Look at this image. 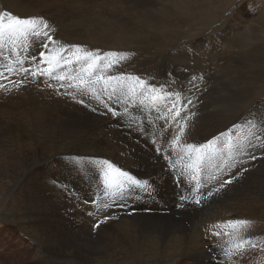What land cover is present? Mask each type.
I'll return each instance as SVG.
<instances>
[{
  "label": "rangeland",
  "instance_id": "obj_1",
  "mask_svg": "<svg viewBox=\"0 0 264 264\" xmlns=\"http://www.w3.org/2000/svg\"><path fill=\"white\" fill-rule=\"evenodd\" d=\"M85 1H87V2L90 1L91 3L88 2V3H90L89 5H91L92 3H94V4L98 3V4L97 5L95 4L96 6L94 4L89 6L88 3ZM97 1L94 2V0H82L80 3H82V2H83V4H84V2L86 3L83 5L85 7H82V6H80L81 4H78V6H77L72 0H69L67 2V5H69L68 6L69 9H68L67 5L65 6L66 0H62V1L61 0L60 1L59 0H56V1L55 0H53V1L52 0H31V1L30 0H12V1L11 0H0V11H2V10L10 11L12 14H14V15L17 14L18 16H20L22 18L37 17V16L43 17L44 19H47V21L49 20L50 24H54V23L56 24V25L55 24L53 25V27L55 29L58 28L53 33L55 38H57L61 42L63 41L62 43L65 42L64 44L81 45V46L85 47V49H87V47H93V45L91 43H89L90 39L88 40V38H89L88 32H86L85 29L90 30V26H93L94 23L98 22V20L100 21V23L101 22L104 23V19L106 18L105 21L107 19L111 20L110 25L108 22L106 23L107 31L110 33V39L107 42H104L105 44L97 46L96 49L101 50V47H102L101 51L104 52L103 50H105V52H107L109 49H110L109 51H111V50L116 51V48H117V51L131 53L132 55H130V58H128L126 60V63H125V61L123 62L122 67L118 69L119 71H121V70L124 71L126 69L125 71H128V73H130V71H131L134 73V75L136 74V75L142 77L143 79L149 81L150 83H158V84L159 83H165L169 79V76L167 77V75L169 73H171L172 77H174L175 81H176L172 85L173 88H179L182 85L186 86L188 88H192L191 85L187 84L188 78L191 75L202 76L203 79L197 81L199 91H197L196 88H192V92L188 93L189 96H191L192 93H195L194 100L198 99V101H199L198 103H195V105L191 108V110L196 112L197 114H199V109L202 106H204V108L206 106L205 110L209 113V115H208L209 118L207 117V120L205 119V117H203L204 118V124H206V123H209L210 121H214L217 119V116L219 114L218 112H220L219 109H220V107H222L223 108V117H224L223 119L225 120V123L223 124L222 130H220V131H218V130L215 131V127L213 125H210V128L208 127L209 131L204 132L201 129L204 128L205 125L203 124L201 117H199V115H196V117H194L192 122H191L192 131H195V133L193 134V132L190 129V133L192 132V134H190V136H194L197 133L199 135V138L197 135H195L197 141L195 140V138H193L190 142H206L208 139L212 138L213 136H216L221 132H225L229 127L231 128V126L234 123L238 124L237 118L241 114V118H242V125L241 126L244 129V131L238 132V130H233L232 137H233V141L235 142V139H234L235 137L236 138L240 137V136L242 137V136L247 134L248 129L245 130V128L247 126L243 125V121H244L245 117H249V113H252L254 115L258 114V113H264V108L258 109L256 107L258 105V103L264 99V63H262L259 59V57H260L259 53L262 51V48L264 47V31H263L264 27L262 26V24H259V23L264 21V16H263L264 15V0H150V1L149 0H137L139 9L137 11H131V12L128 11L127 13H125V16H123L122 19H121V17L116 16L111 12L110 8H111L112 4L113 5L115 4L114 0H111V1L110 0H103V1L100 0L99 2H101V5H99L100 3ZM51 2H52V4H50ZM18 4H20V5H18ZM71 4L75 5V6H73L74 8L72 7ZM154 4L156 6H154ZM2 5L4 8L2 7ZM152 5L154 6V8H151ZM33 6H35V7H33ZM79 6H80V8L82 7L81 11L74 12L76 8H78L76 10H80ZM86 6L87 7L89 6V7L86 9ZM91 7L92 8L94 7L95 9L93 8V10H92ZM71 8H72V11H71ZM65 9H67V10H65ZM107 9H108V11H107ZM96 10H99V14H98V11H96ZM109 10H110V12H109ZM51 11L52 12L54 11V12L52 13ZM91 11H93V12H91ZM33 14H34V16H33ZM87 14H89L90 17H88L89 15H87ZM59 16H60V18H59ZM133 16L135 18H138V19L135 20V18ZM56 17H57V19H55ZM48 18H51V19H48ZM87 18H89V19H87ZM90 18H91V20H90ZM102 18H103V20H102ZM62 19H63V21H62ZM82 19H84V20H82ZM55 21H57V23ZM60 21H61V23H60ZM83 22H85V23H83ZM59 23H60V27H58ZM100 23L98 24V26L100 28L104 27L102 23H101V25H102V27H101ZM113 23H115V24H113ZM76 24H78L77 25L78 27L76 26ZM82 24H83V27H81ZM74 25L76 27L75 29L76 30L78 29L77 33H75L76 31L73 29ZM111 25H113V27ZM128 27H130V29ZM133 27H135L136 32L139 33L138 29L141 30L140 32H143V33H140L142 44L139 46L138 50H135L134 46L136 44L132 41L133 40L132 37H133L135 31L133 33H130V30ZM122 28L128 29L129 32H127V34H124V31ZM72 30L75 32H73ZM67 33H68V36H67ZM74 33L77 34V36L79 35L80 37H82L85 41L87 40L88 42L84 41L83 42L84 44H79L78 40L80 37L79 36L77 37ZM255 33H257V34H255ZM258 33H259V35H258ZM81 34L83 36H81ZM73 35H75V36H73ZM146 35H148V36H146ZM148 37H152V39L154 38L153 42ZM119 39H123V41L120 42ZM88 44H89V46H87ZM116 44H118V45H116ZM130 45H131V47H130ZM114 47H116V48H114ZM120 48H121V50H120ZM29 49L30 50H28V52H25L23 49H20V53L22 55L26 56L28 54H36L39 51L38 47H35V46H32ZM29 51H30V53H29ZM31 51H32V53H31ZM4 54L10 55L11 49L10 48L5 49ZM257 55H259V56H257ZM129 59H130V62H129ZM132 61H133V63H132ZM139 65H140V67H139ZM154 75H156V76H154ZM13 78L15 79L16 77H13ZM40 79H44V78L41 77ZM37 84H38L37 80L36 81H30V82L26 83L27 86L22 87L23 89L20 88L18 90V92H19V94H21L20 92L24 91L25 87L28 88L30 86H35ZM38 86H37V90H39V91H43L46 88L45 85H42V84H39ZM60 90H62V89H60ZM214 90H216V91H214ZM55 91H57V90L55 89ZM18 92L16 90H13V92L0 90V128H1L0 129V264H20L26 260L28 261V258H29V260H31L30 264H32V263L33 264H46V263L48 264L49 262H50L49 264H51V263L53 264L54 262H57V261L59 262V258H61V260H62L61 263L59 262V264H73V262H74V264L76 262H77L76 264H78V263L79 264H89L88 259L92 260L93 261L92 263L95 264L96 259L101 260L102 257H104L105 259H110V258L115 259L118 257V254L121 252H123V254L119 256L120 258L118 259L117 264H143L141 261H147V262L149 261V264H157V263L158 264H160V263L170 264L171 261L174 262L175 264H178V263L179 264H206V263L207 264H222V257H221L222 253L219 249H220L221 245L228 246L230 241H231L230 238L225 240L227 243L225 241H223L224 244L222 242H220V244L217 248L218 252L216 249L214 250L213 248H211V245H209L210 247H207L206 249H205V247H203V249H205V251L199 260H197L193 256L190 257L187 254L182 256L181 255L182 254V251H181L182 248L181 247H183V246L181 245L180 241L188 240L191 236H192V239H194L195 236L193 235V232L196 229L198 231L200 230L201 235H203V233L206 232V228L209 225L229 220L228 218H230V219H240V218L241 219H243V218L249 219L247 217L248 215L246 214L247 213L246 207L248 204L251 203V200L253 199L254 193L252 194V196L250 194H246V193H248L247 189H250L252 187L253 181H255L257 177L260 180H264V171H263L264 170V159L259 158L260 152L258 150L253 149V151L255 152V154L257 156V159L255 161H250L249 159L245 158V155L237 154L238 155L237 156L234 153L233 160L229 161V163H231L233 165V167L225 170L223 178L226 179V178H228V176H227L228 173H231L233 171H237L238 165H243L246 168L248 166L249 169L247 168L248 171L244 172V175L242 174L240 176V179H239L240 181L239 180L234 181V183L232 185H229L228 188L225 189L219 196H213L212 198H210L207 201L202 200L200 205H196L195 203H188V204L186 203L184 205V207L178 206L179 209H181V210H179L177 208L175 209V207H173V206L169 207L168 205L167 206L163 205L164 197L161 198L162 196L160 197L157 194V192H156L157 188L155 187V191L152 192L151 194L143 192V198H142L143 199L142 200L143 205L139 204V207H141L140 211H145V212H143L145 215H151L152 214L154 216V218H149L148 216H145L148 220L150 219V221L152 222L148 225V226L151 225L150 227H148L146 229L144 228L145 230L142 229L143 230L142 232H135L132 225H130L127 228L125 226H123V228H124V230H123V228L120 227V225H123L122 221H121V218H122L121 216L126 215L128 217H134L135 215L139 214L138 213L139 211H138V209L136 210L135 208L133 210L130 208H125L127 210H124V212L121 213L120 210L122 207H120L119 206L120 204H118V205H116L117 208L112 209V211L110 212V213H114V216L111 219L104 221L102 224L100 223L99 227L94 228V225L98 221H103L105 216H108L107 213H109L108 211L110 209H106V210H104V212L97 211L96 205H93V204H91V209H89L90 204L86 205V203H83L82 205H78L76 203V201L74 200V198H70V197H72L71 195H68L70 197H68V196L65 197L66 194H64V198L66 200L65 199L57 200V198L55 197V194H52V195H48L46 197L45 206L48 205V208L45 209V212L44 211L39 212V210L36 209L37 208V198H36L37 195L35 193H32V192L29 195L24 194V190H23L24 189V185H23L24 182H22L23 181V179L21 177L22 175L18 174L19 171L21 170L22 167L24 168V170H29L30 172L26 176V178L27 177L30 178L32 173H35V170L38 171L40 166H38V164H36L35 161L33 162L34 154H33L32 149L30 151L31 154H29L30 161H32L31 164L29 165L28 163H26L27 164V166H26V164L20 163V160L16 154L21 152V150H22L21 146L23 145L22 147L24 150H26V149L28 150V148H31V147L30 146L27 148L25 147L26 145L28 146L27 142L29 140L30 141L35 140V138L36 139L39 138V140L42 143H44V141L40 139L41 138L40 136L46 137V135L52 136V134L54 136H61V135L63 136L66 134H72V136H78L79 137V135L76 132V130L74 129L75 123L68 122V121H61L59 119H52L46 125H43V124H45V122H43V124H41L43 128L41 127V125H35V122L32 118V115H30L31 113L29 111V106H28V105H30V103H32V102L29 103V101H31L30 98H32L31 95H33V93L23 94L25 101L27 98V101L25 102V104L28 106L27 107L28 110H27V108H23V107H25V105L21 103L20 96H19V94H17ZM28 95L30 96V98ZM219 95L222 96V102H221V100H219ZM209 96H211L212 98ZM244 96H245V100L247 99V102L242 109L240 100H243ZM76 97H78V95ZM76 97H75V99H77ZM88 97L89 96H80V99H82V98H83V100L85 99V104L83 105V104L79 103L78 108H81V107H82V109L93 108L94 104H92L91 99L90 98L88 99ZM17 98L19 99V101L16 102ZM28 98H29V100H28ZM1 104L2 105L4 104V105L2 106ZM216 104H217V106H216ZM18 105L19 106L22 105V108L19 107ZM41 105L42 104L37 105L36 107L39 106L37 109L42 110L43 107ZM85 105H87V106H85ZM208 106L211 108L210 109L207 108ZM18 107L21 109V111ZM197 107L199 109H197ZM10 108H11V110H10ZM22 109H25L24 113H23ZM17 110L20 112H18ZM15 112H17V113L15 114ZM134 112L136 113V115H138V112L136 110H134ZM11 114H13V115H11ZM18 114L20 115V117H18ZM51 115L52 116L54 115V117L59 116V114L58 113L56 114V112L52 113ZM109 116H110V114L106 115L104 117V121L108 122L110 120ZM228 117H230V118H228ZM151 118L153 120V123H159L160 127H161V125L163 124V121H156L155 115H152ZM141 120H142V117H141ZM228 120H229V123H228ZM100 123H102V122H100ZM122 123L123 124L126 123L125 125H127V124L131 123V121L128 119H125L124 122L122 121ZM39 126L41 129H39ZM44 126H46V127H44ZM126 127L127 126L124 127L126 133H129L132 136L134 135V136H138V137L147 136L146 134L151 129L150 124H148V123L144 124L143 122L140 124L139 130H136L135 124H133V130L132 131H129V129ZM196 127H198L200 129V130H197V131H199V133L195 130ZM31 128L37 129L38 131L37 130L32 131ZM54 128H56V129H54ZM79 129L84 130L83 126H80ZM43 130L44 131L47 130L48 132L47 131L44 132ZM28 131H29V133H28ZM52 131H54V132L52 133ZM61 131H62V133H61ZM3 132H5L6 134ZM37 133L41 134V135H39V134L37 135L38 138L35 135L32 136V134H37ZM206 133H207V136H204ZM237 133H238V135H237ZM201 136H203V138ZM1 137L2 138L5 137L6 139L5 138L2 139ZM43 137H42V139H43ZM10 138L12 139V142H13V140H16V139H19V141H21V142L19 144L16 142H13V143L9 142V141H11ZM20 138H22V139L20 140ZM79 138L82 139L83 137L80 136ZM55 140L71 144L73 139L72 138H70V139L69 138H63L62 140H60L57 138ZM22 141H25V142H22ZM2 143H3L2 147L4 146V143H6L5 144L6 146L4 147L5 150H3L4 148L3 149L1 148ZM9 143L11 145L12 144H14V145L17 144V145H15V146L12 145L13 146L12 147L11 145L9 146ZM21 143H24V144L26 143V144L24 146V144H21ZM225 143H226L225 139L221 137L220 141L217 144V148L222 147L220 149H223V147L225 146ZM14 147L16 150L11 149ZM6 149L8 152H6ZM2 150H3V152H2ZM12 150H15V151L13 152ZM11 152H13V153H11ZM7 153H9L8 155H10V153H11V157L10 156L8 157L9 159L6 158ZM24 154L25 153L23 152L22 158H23ZM257 154H259V155H257ZM4 157H5V159H4ZM12 158H14V159H12ZM224 158L225 159L227 158L226 151L224 153ZM215 163L220 164L221 161L217 159ZM31 166L34 167V169L33 168L30 169ZM42 167L43 168L45 167V169L47 170L46 164H44ZM206 167L203 170L204 172H206V170H208V169L209 170L207 172H209V171L215 172L216 171L215 168L211 169V167L210 168L208 166H206ZM13 168H15V169H13ZM9 169H11V172L9 171ZM251 170H255V171H252L253 172L252 173ZM204 172H201L202 183L204 182V179L206 178V176L208 174V173H204ZM254 173H256V174H254ZM90 174H93V173H90ZM204 174H206V175H204ZM92 176L94 177V175H92ZM44 177L47 179L48 174H44ZM253 178H255V179H253ZM248 179H249V181H248ZM251 179H253V180H251ZM15 180H16V182H15ZM167 181H168V183H167ZM191 181L193 184V180L191 179V177L188 174H185V183H189ZM90 182L92 183V186H95L99 181L93 178L91 181L89 180V183ZM159 182H160V184H159ZM248 182H251V183H248ZM172 183H174L176 185L175 187L172 186V187H174L175 192H176L178 189L177 184L172 179L164 178V179H161L160 181L157 180V184L160 186V188H166L168 185H170ZM162 184H163V186H162ZM194 184H195V181H194ZM5 185H6V187H4ZM248 185H249V187H248ZM241 186H244V187H241ZM246 187H247V189H246ZM239 189H241V190H239ZM33 192H35V191H33ZM74 192L77 193L76 189H74ZM262 192H263V196H264V187L262 189ZM242 193L245 195H243ZM77 194L79 195V193H77ZM30 195H31V197H32V195H34V198L33 197L31 198ZM179 196H180V194H179ZM179 196L176 195V198L173 199V200H175L174 202L177 205H179V203H180ZM13 197H14V199H13ZM38 197L40 198L39 200L45 199L42 194L40 195V193L38 194ZM190 198H191V196H190ZM229 198H231V199L229 200ZM19 199H21V200H19ZM262 199H264V197H262ZM225 200H226V202H225ZM84 201H86V200L84 199ZM236 201H238V202H236ZM158 202H160V203H158ZM229 202H232V203H229ZM224 203H225V205H224ZM22 204H23V206H22ZM152 204L154 205V207H157V206L161 207V209H159V208L158 209L154 208V209H149V210L146 209L147 207L153 206ZM190 204H192V205H190ZM51 205L52 206L55 205L54 208H50ZM237 205H239V206H237ZM190 206L192 207V209ZM8 207L14 208L13 213H8V215H11V219L6 216V213L4 211V208L7 209ZM56 207L59 209H57ZM28 208H30L31 210H29ZM164 208H168V209H164ZM263 208L264 207H262L261 209L258 210L259 214H264ZM241 209H242V211H241ZM28 210H29V212H28ZM92 210H93V212H92ZM135 210L137 211V213ZM162 210L163 211L165 210V211L163 212ZM182 210L183 211L185 210V212H183ZM224 210L226 213L224 212ZM67 211H68V213H67ZM245 211H246V213H245ZM48 212H50V213L48 214ZM219 212L220 213L223 212L226 214V215L224 214L225 219H224V216L222 214L220 216ZM243 212H244V214H243ZM40 213H41V215H40ZM89 213H91V214H89ZM230 213H233L234 217H236V218L230 217L231 215L233 216V214H230ZM4 214H5V216H4ZM22 214H23V216H22ZM52 214L54 217L52 216ZM156 216H159V217H156ZM226 216H227V219H226ZM99 217H101L102 220H99L100 219ZM160 217H161V219H160ZM221 217H222V219H221ZM60 218H61V220H60ZM68 218H70V220ZM163 219H166L168 223L164 222ZM181 219H182V221H181ZM255 219H256L257 224H255V221L249 219L254 224H253V227L248 230L247 234L251 235L254 243H256L259 247L256 250H250L249 254L242 258V264H264V219L262 220L259 217H255L254 220ZM78 221H79L80 226L82 225L81 227H83V228L85 227V229L83 230L84 232L81 229L79 230V228L76 227V224ZM38 222L40 225H38ZM262 222H263V224L261 225ZM174 223H177L178 226L174 225ZM44 224H46V225H44ZM66 224H67V226H66ZM179 224H181V225H179ZM102 225L104 228L102 227ZM105 225H106V228H105ZM57 226H59V227H57ZM64 228H66V229H64ZM169 228L176 231L177 235L179 234L178 240L172 239L171 233L169 235ZM165 229H167V230H165ZM259 229L261 230V232H259L260 231ZM63 230H65L69 234L63 235V233L61 232ZM89 230L92 232L94 231L92 237H91L92 232L89 233ZM125 230L130 231V234H128L130 236L136 234L140 240H142V236H144L145 234H148V232H149V235H148L149 237L153 236L156 238V240H159L160 242L159 243L153 242L152 245L148 244V246H146V248L142 247L141 248L142 250H138V251L136 249H135V251H127V248H126L125 249L126 252H124V250H123L124 247L120 244V240L119 241H115V240L117 239V236L122 237L125 234ZM73 231H75V232H73ZM100 231H103V232H100ZM99 232L101 235L99 234ZM117 232H119L118 235H117ZM122 232H123V234H122ZM143 232L145 234H143ZM88 234H90V235L88 236ZM72 236H74L73 237L74 239H72ZM41 237H43V238H41ZM49 237L51 239L49 240V243H47L48 245L52 244V245L56 246V239H57L60 242V244L63 246V250H59L56 247L57 250L56 251L53 250V252H52L54 257H48V256L43 257V258L37 257V255H36L38 252L37 249L40 248V246L42 245V242H44V240L45 241L48 240ZM53 238H54V240H53ZM89 238H92V239H89ZM37 239H39L40 241H38ZM93 239H95L96 241L103 240L105 242L106 241H110V242H106V243L100 245V247H97V249H94V250L91 249L92 252H90V248H88L87 246H83V248L79 251L77 248H75L76 244L74 243V241H76L80 244L89 243V245L94 246L95 240H93ZM124 240H125L126 246H131L129 244V242H130L129 238L124 237ZM163 240H165V241H163ZM170 240H172V241L170 242ZM228 241H229V243H228ZM161 242H166V244L163 245ZM167 242H169V243H167ZM71 245L74 246L73 249H76L75 252H77L76 254H73V256L71 253H69V251H66V248L68 246H71ZM107 245H108V248L106 247ZM146 249L148 250V252ZM168 251H169V253H168ZM79 252H83L84 254L79 253ZM177 253L180 254V256ZM150 254H152V255H150ZM112 255H114V256H112ZM169 256H170V258H169ZM248 256H249V258H248ZM172 257H174V258H172ZM44 258L46 259V261ZM47 258H50V259H47ZM53 258H55V259H53ZM154 258L156 259V262L153 261ZM141 259H143V260H141Z\"/></svg>",
  "mask_w": 264,
  "mask_h": 264
},
{
  "label": "snow or ice",
  "instance_id": "obj_2",
  "mask_svg": "<svg viewBox=\"0 0 264 264\" xmlns=\"http://www.w3.org/2000/svg\"><path fill=\"white\" fill-rule=\"evenodd\" d=\"M55 31L43 17L22 18L10 11H0V90L18 91L26 83L43 77L48 87L55 86L62 95H69L73 99L77 95L95 99L99 107H93L91 111L101 116L110 114L116 119L118 127L127 126L129 131L133 130V124L136 130H139L142 122L152 124L151 117L155 115V120L163 121V124L155 133L156 139L152 140V145L158 157L166 161V172L177 187L185 183L186 173L195 181L194 190L189 188L191 198L180 194L179 207H184L186 203L200 205L202 200L219 196L234 181H238L248 171L243 165H238L237 171L228 173V178H223L225 170L233 167L229 161L233 160L234 153L246 155L250 161H255V149L260 152L259 158L264 159V113H249L250 118L244 119L247 134L237 137L235 142L232 132L242 127L236 123L204 143L190 142L191 122L197 115L191 107L199 101L194 100L195 93L191 96L188 93L192 92V88L199 91L197 81L202 80V76L191 75L188 78L187 84L192 88L183 85L173 88L176 81L171 73L165 83H150L138 75L118 71L131 53L102 52L99 49L86 50L81 45H67L55 38ZM32 46L38 47V53L26 56L20 53V49L28 52ZM8 48L11 54L5 55L4 50ZM49 81H54L55 85ZM60 89L64 91L60 92ZM69 89L73 91L69 92ZM78 102L85 104L83 99ZM133 109L138 115H132L130 110ZM125 119L131 123L123 124ZM221 137L226 141L223 149L217 148ZM120 155L123 156L124 152ZM217 159L221 161L220 164L215 163ZM205 166L216 171H209L202 183L201 172ZM64 167L68 175L54 173L49 183L65 194L75 196L72 179L98 180L93 198L84 201L96 205L97 211L110 209L139 191L149 194L155 191V183L150 178H138L131 170L109 158L69 154L64 158ZM89 173H94V177ZM111 218L105 216L104 221ZM104 221H98L94 228ZM252 227L253 222L249 219H229L206 228L209 235L220 239L229 237L231 240L230 245L220 246L222 264H242V258L259 247L247 234Z\"/></svg>",
  "mask_w": 264,
  "mask_h": 264
},
{
  "label": "bare ground",
  "instance_id": "obj_3",
  "mask_svg": "<svg viewBox=\"0 0 264 264\" xmlns=\"http://www.w3.org/2000/svg\"><path fill=\"white\" fill-rule=\"evenodd\" d=\"M12 1V0H11ZM31 1V0H30ZM53 1V0H52ZM56 1V0H55ZM60 1V0H59ZM62 1V0H61ZM69 1V0H68ZM67 0H66V4H65V6L67 5V2H68ZM77 6H78V4H81L80 6H82V7H85V6H83L84 4H86L85 2H87V1H85L84 2V4H83V2L82 3H80L81 1L80 0H72ZM95 1H97V0H94V2ZM100 0H98L97 2H99ZM103 1V0H102ZM111 1V0H110ZM115 1V4L113 5L112 3V5H111V12L114 14V15H116V16H119V17H121V19H122V17L123 16H125V13H127L128 11H137L138 9H139V6H138V3H137V0H114ZM150 1V0H149ZM35 2V1H34ZM33 2V3H34ZM49 2V1H48ZM64 2V1H63ZM62 2V3H63ZM88 2H90V1H88ZM87 2V3H88ZM142 2V1H141ZM11 3V2H10ZM13 3V2H12ZM32 3V2H31ZM55 3V2H54ZM61 3V2H60ZM91 3V2H90ZM90 3H88V5L90 4ZM100 4L99 5H101V2H99ZM105 3V2H104ZM163 3V2H162ZM16 4V3H15ZM28 4V3H27ZM50 4H52V2L50 3ZM59 4V3H58ZM70 4V3H69ZM92 4H94V3H92ZM91 4V5H92ZM96 4V3H95ZM94 4V5H95ZM98 4V3H97ZM96 4V5H97ZM153 4V3H152ZM4 5V4H3ZM3 5H2V7H3ZM11 5V4H10ZM18 5H20V4H18ZM63 5V4H62ZM72 5V4H71ZM70 5V6H71ZM91 5H89V6H91ZM95 5V6H96ZM98 5V6H99ZM105 5V4H104ZM109 5V4H108ZM9 6V5H8ZM37 6V5H36ZM68 6L69 5H67V8H68ZM73 6H75V5H72V7ZM80 6H79V9L80 10H76V9H78V8H76L75 9V11L74 12H76V11H81V8H80ZM88 6V7H89ZM154 6H156L155 4H154ZM154 6L152 5V7L151 8H154ZM6 7V6H5ZM33 7H35V6H33ZM87 6H86V9L88 8ZM100 7V6H99ZM4 8V7H3ZM29 8V7H28ZM74 8V7H73ZM94 8V7H93ZM93 8L91 7V9L93 10ZM129 8V9H128ZM172 8V7H171ZM30 9V8H29ZM28 9V10H29ZM35 9V8H34ZM40 9V8H39ZM69 9V8H68ZM84 9V8H83ZM90 9V10H91ZM95 9V8H94ZM109 9V8H108ZM108 9H107V11H108ZM150 9V8H149ZM2 10V9H1ZM65 10H67V9H65ZM2 11H4V10H2ZM22 11V10H21ZM20 11V12H21ZM43 11V10H42ZM57 11V10H56ZM55 11V12H56ZM71 11H72V8H71ZM70 11V12H71ZM96 11H98V14H99V10H96ZM156 11V10H155ZM169 11V10H168ZM25 12V11H24ZM28 12V11H27ZM52 12V11H51ZM50 12V13H51ZM54 12V11H53ZM52 12V13H53ZM84 12V11H83ZM91 12H93V11H91ZM105 12V11H104ZM109 12H110V10H109ZM29 13V12H28ZM32 13V12H31ZM39 13V12H38ZM44 13V12H43ZM49 13V12H48ZM69 13V12H68ZM111 13V14H112ZM154 13V12H153ZM21 14V13H20ZM42 14V13H41ZM61 14V13H60ZM85 14V13H84ZM92 14V13H91ZM108 14V13H107ZM112 14V15H113ZM17 15V14H16ZM55 15V14H54ZM81 15V14H80ZM87 15H89V14H87ZM104 15V14H103ZM135 15V14H134ZM31 16V15H30ZM33 16H34V14H33ZM56 16V15H55ZM61 16V15H60ZM60 16H59V18H60ZM93 16V15H92ZM99 16V15H98ZM264 16V15H263ZM38 17V16H37ZM49 17V16H48ZM87 17V16H86ZM88 17H90V15L88 16ZM96 17V16H95ZM134 17V16H133ZM140 17V16H139ZM63 18V17H62ZM69 18V17H68ZM81 18V17H80ZM135 18V17H134ZM263 18V17H262ZM48 19H51V18H48ZM55 19H57V17L55 18ZM87 19H89V18H87ZM106 19V18H105ZM105 19H104V23L103 22H101L102 24H103V26L104 27H102V25H101V23H100V21L98 20V22H96V23H94V25L93 26H90V30H87V29H85L86 30V32H88V36H89V38H88V40L90 39V42L89 43H91L92 45H93V47H87V49L86 50H96V48H97V46H100V45H103V44H105L104 42H107L109 39H110V33L107 31V26H106V23L108 22L109 23V25H110V22H111V20H109V19H107L106 21H105ZM136 19H138V18H135V20ZM47 20V19H46ZM80 20V19H79ZM82 20H84V19H82ZM81 20V21H82ZM90 20H91V18H90ZM102 20H103V18H102ZM140 20V19H139ZM263 20V19H262ZM62 21H63V19H62ZM78 21V20H77ZM97 21V20H96ZM120 21V20H119ZM122 21V20H121ZM48 22H49V20H48ZM56 23H57V21H55ZM136 22V21H135ZM60 23H61V21H60ZM60 23H59V26L58 27H60ZM65 23V22H64ZM79 23V22H78ZM83 23H85V22H83ZM93 23V22H92ZM100 23V26L102 27V28H100L99 26H98V24ZM121 23V22H120ZM55 24V23H54ZM54 24H50V25H54ZM113 24H115V23H113ZM131 24V23H130ZM259 24H262V26L264 27V21L263 22H261V23H259ZM56 25V24H55ZM71 25V24H70ZM78 24H76V26H77ZM112 27H113V25H111ZM150 26V25H149ZM260 26V25H259ZM78 27V26H77ZM81 27H83V24H82V26ZM93 27V28H92ZM109 27V26H108ZM70 28V27H69ZM76 27H75V25H74V30L76 31H73V32H75V33H77L78 31V29L76 30L75 29ZM80 28V27H79ZM129 29H130V27H128ZM139 28V27H138ZM56 29H58V28H56ZM82 29V28H81ZM84 29V28H83ZM113 29V28H112ZM123 29V31H124V34H127V32H129V30L128 29H125V28H122ZM142 29V28H141ZM80 30V29H79ZM116 30V29H115ZM118 30V29H117ZM139 30V33L138 32H136L135 31V27H133L131 30H130V33H133L134 31V35H133V37H132V41L136 44L134 47H135V50H138V48H139V46L142 44V42H141V34L140 33H143V32H140L141 30L140 29H138ZM147 30V29H146ZM186 30V29H185ZM71 31V32H72ZM263 31H264V29H263ZM262 31V32H263ZM69 32V31H68ZM74 33V34H75ZM58 34V33H57ZM83 34V33H82ZM81 34V36H83ZM86 34V33H85ZM255 34H257V33H255ZM76 36H77V34H75ZM75 35H73V36H75ZM149 35V34H148ZM148 35H146V36H148ZM151 35V34H150ZM258 35H259V33H258ZM67 36H68V33H67ZM79 36V35H78ZM77 36V37H78ZM85 36V35H84ZM152 36V35H151ZM80 37V36H79ZM86 37V36H85ZM131 37V36H130ZM74 38V37H73ZM149 39H151L152 40V42H153V39H152V37H148ZM64 39V38H63ZM72 39V38H71ZM125 39V38H124ZM227 39V38H226ZM144 40V39H143ZM150 40V41H151ZM209 40V39H208ZM65 41V40H64ZM85 40L82 38V37H80L79 38V40H78V43L79 44H84L83 42H84ZM87 41V40H86ZM85 41V42H86ZM119 41L121 42V41H123V39H119ZM128 41V40H127ZM145 41V40H144ZM63 42V41H62ZM88 42V41H87ZM93 42V43H92ZM65 43V42H64ZM72 43V42H71ZM109 43V42H108ZM125 43V42H124ZM86 44V43H85ZM90 44V45H91ZM113 45V44H112ZM116 45H118V44H116ZM115 45V46H116ZM126 45V44H125ZM133 45V44H132ZM87 46H89V44L87 45ZM123 46V45H122ZM121 46V47H122ZM127 46V45H126ZM113 47V46H112ZM130 47H131V45H130ZM107 48V47H106ZM105 48V49H106ZM114 48H116V47H114ZM125 48V47H124ZM127 48V47H126ZM123 49V48H122ZM159 49V48H158ZM30 50V49H29ZM101 50H102V47H101ZM108 50V49H107ZM110 50V49H109ZM108 50V51H109ZM120 50H121V48H120ZM104 52H105V50H103ZM112 51V50H111ZM116 51H117V48H116ZM218 51V50H217ZM119 52H122V51H119ZM220 52V51H219ZM29 53H30V51H29ZM31 53H32V51H31ZM135 53V52H134ZM165 54V53H164ZM136 55V54H135ZM259 55H260V57H259V59H260V61L262 62V63H264V47L262 48V51L259 53ZM259 55H257V56H259ZM138 56V55H137ZM130 58V57H129ZM258 58V57H257ZM135 59V58H134ZM257 60V59H256ZM129 62H130V59H129ZM125 63H126V61H125ZM132 63H133V61H132ZM227 63V62H226ZM123 64V63H122ZM122 64H121V66H120V68L122 67ZM179 65V64H178ZM127 66V65H126ZM139 67H140V65H139ZM138 67V68H139ZM142 67V66H141ZM127 68V67H126ZM258 68V67H257ZM263 69V68H262ZM126 70V69H125ZM123 71V70H121V71H123V72H127L128 73V71ZM129 70V69H128ZM119 71V70H118ZM186 71V70H185ZM138 72V71H137ZM200 73V72H199ZM211 73V72H210ZM130 74H134L133 72H131L130 71ZM149 74V73H148ZM167 74V73H166ZM136 75V74H135ZM164 75V74H163ZM178 75V74H177ZM199 75V74H198ZM261 75V74H260ZM259 75V76H260ZM154 76H156V75H154ZM204 76V75H203ZM222 76V75H221ZM167 77H168V75H167ZM166 77V78H167ZM142 78V77H141ZM150 78V77H149ZM153 79V78H152ZM168 79V78H167ZM157 80V79H156ZM36 81V80H35ZM159 81V80H158ZM161 81V80H160ZM37 85H35V86H30V87H28V88H24L25 90L24 91H21L20 93L21 94H19V92L17 93V94H19V96H20V100H21V103L22 104H24L25 105V107H23V108H27L28 106H29V111H30V115H32V118H33V120H34V122H35V125H41V124H43V122H45V124H43V125H46V124H48L52 119H59V120H61V121H68V122H72V123H75V130H76V132L78 133V135H79V137L80 136H82L83 138L81 139V138H79L78 136H72V134H66V135H61V136H54L53 134H52V136H49V135H46V137H43V136H40L41 138V140H43L44 141V143H42L40 140H39V138H38V134L39 133H37V134H32V136L33 135H35V136H37V138L38 139H36L35 138V140H29L28 142H27V144H28V146L26 145L25 146V144L24 143H21V144H24V146L27 148V147H31V148H28V150L26 149V150H24L23 149V145L21 146V148H22V150H21V152H19L18 154H16L17 156H18V158H19V160H20V163H22V164H26V163H28L29 165L31 164V162L32 161H30V158H29V154H31L30 153V151H31V149L33 150V154H34V156H33V162L35 161V163L36 164H38V166H40V168L38 169V171H36L35 170V173H32V175L30 176V178L29 177H27L26 178V176L29 174V170H24V168L22 167L21 168V170L19 171V175H22L21 177H22V179H23V181L22 182H24V194L25 195H29L31 192L32 193H35L37 196H36V198H37V208L36 209H38L39 210V212L41 211V212H45V209H47L48 208V205L47 206H45V202H46V197L48 196V195H52V194H55V197L57 198V200H63V199H65L64 198V192L63 191H61L60 189H58V188H54L53 186H52V184H50L49 183V178L54 174V173H56V174H60V173H63L64 175H68V173H67V171H66V169H65V167H64V158L67 156V155H69V154H80V155H82V156H92V157H103V158H109V159H111L114 163H117L119 166H122V167H124L125 169H127V170H131L132 171V173H134L135 175H138V178H142V179H151L154 183H155V187L157 188V194L161 197V198H163L164 197V201H163V205H165V206H169V207H171V206H173V207H175V209L177 208V209H179V207H178V205L177 204H175V200H173L174 198H176V195H178L179 196V194H181V193H183L184 195H190V193H189V188H193V186H194V180H193V184H192V181L191 182H189V183H184V184H182L180 187H177L178 189H177V191L175 192V189H174V187L176 186L174 183H172V184H170V185H168L166 188H160V186L157 184V180H161V179H159V177L160 176H163L164 178H169V179H172L171 178V176L166 172V170H165V165H166V161L164 160V159H161V158H159L158 157V155L155 153V151H154V148H153V145H152V140H154V139H156V136H155V133H157L159 130H160V124L159 123H152V124H150V127H151V129L149 130V132L146 134L147 136H141V137H138V136H132L131 134H129V133H126L125 132V128L123 127V128H120V127H118L117 126V123H116V119L114 118V117H112L111 115L109 116L110 117V120L107 122V121H104V117L106 116V115H104V116H101V115H98L97 113H94L93 111H91V109H82V107L81 108H78L79 107V99H80V95H78V97H76L77 99H73L71 96H69V95H62V94H60V93H58L57 91H55V89H56V87L55 86H53V87H48V84L47 83H44V79H37ZM48 83H52L53 85H55V82L54 81H49ZM39 84H42V85H45V89L43 90V91H39V90H37V86L39 85ZM27 86V85H26ZM39 87V86H38ZM41 88V87H40ZM202 88V87H201ZM23 89V88H22ZM21 89V90H22ZM39 89V88H38ZM243 89V88H242ZM64 90L62 89V90H60V92H63ZM69 92H71V91H73L72 89H69L68 90ZM214 91H216V90H214ZM13 92V91H12ZM30 93H33V95H31L32 96V98H30V96H29V98L31 99V101H29V103L30 102H32V103H30V105H26L25 104V102L27 101V98H26V101H25V98H24V96H23V94H30ZM16 94V95H17ZM213 95V94H212ZM233 96V95H232ZM27 97V96H26ZM209 97H211V96H209ZM29 98H28V100H29ZM212 98V97H211ZM210 98V99H211ZM233 98V97H232ZM231 98V99H232ZM2 99V98H1ZM83 99V98H82ZM88 99H89V97H88ZM250 99V98H249ZM248 99V100H249ZM207 100V99H206ZM219 100H221V102H222V96L221 95H219ZM17 101H19V99L17 98V100H16V102ZM84 101H85V99H84ZM91 101H92V104H94V106L93 107H99V105H98V102L95 100V99H91ZM6 102V101H5ZM89 102V101H88ZM232 102V101H231ZM246 102H247V99L245 100V96H244V99L243 100H240V103H241V107H242V109H243V107L245 106V104H246ZM3 103V102H2ZM9 103V102H8ZM206 103V102H205ZM204 103V104H205ZM236 103V102H235ZM6 104V103H5ZM17 104V103H16ZM40 104H42L41 106L43 107V109L42 110H39V109H37L38 107H36L37 105H40ZM223 104V103H222ZM237 104V103H236ZM2 105V104H1ZM4 105V104H3ZM2 105V106H3ZM84 105V104H83ZM195 105V104H194ZM206 105V104H205ZM19 106V105H18ZM214 106V105H213ZM216 106H217V104H216ZM19 107H21L22 108V105H20ZM18 107V108H19ZM41 107V108H42ZM193 107V106H192ZM191 107V108H192ZM254 107V106H253ZM252 107V108H253ZM258 109L259 108H264V99L263 100H261L259 103H258V105L256 106ZM3 108V107H2ZM12 108V107H11ZM11 108H10V110H11ZM90 108V107H89ZM205 108H206V106H205ZM205 108H204V106H202L200 109L197 107V109H199V114H197V115H199V117H201V120H202V122H203V124H204V118L203 117H205V119L207 120V117H208V115H209V113L205 110ZM207 108H211V107H207ZM5 109V108H4ZM20 109V108H19ZM208 109V110H209ZM2 110V109H1ZM7 110V109H6ZM23 110V113H24V110L25 109H22ZM27 110H28V108H27ZM26 110V111H27ZM102 110V109H101ZM194 110V109H193ZM216 110V109H215ZM233 110V109H232ZM255 110V109H254ZM18 111V110H17ZM20 111H21V109H20ZM20 111H18V112H20ZM131 112H132V115L133 116H135L136 115V113L134 112V110H130ZM214 111V110H213ZM219 111L220 112H218L219 114H218V116H217V119L216 120H214V121H210L209 123H206V124H204L205 126H204V128H202L201 130L202 131H204V132H208L209 131V128H210V125H213L214 127H215V131L216 130H218V131H220V130H222V127H223V124L225 123V120L223 119L224 117H223V108L222 107H220V109H219ZM28 112V111H27ZM56 112V114L58 113L59 114V116L58 117H54V115L52 116L51 114L52 113H55ZM215 112V111H214ZM232 112V111H231ZM12 113V112H11ZM17 112H15V114H16ZM26 113V112H25ZM21 114V113H20ZM27 114V113H26ZM25 114V115H26ZM212 114V113H211ZM231 114V113H230ZM11 115H13V114H11ZM254 115V114H253ZM27 116V115H26ZM228 116V115H227ZM245 116V115H244ZM18 117H20V115L18 114ZM7 118V117H6ZM209 118V117H208ZM228 118H230V117H228ZM248 118H250V117H248ZM10 119V118H9ZM199 119V118H198ZM238 124H240V125H242V118H241V114L238 116ZM234 120V119H233ZM32 122V121H31ZM100 122H102V123H100ZM124 122V121H123ZM228 123H229V120H228ZM108 124V125H107ZM126 124V123H125ZM145 124V123H144ZM202 124V125H203ZM201 125V126H202ZM243 125H244V121H243ZM33 126V125H32ZM51 126V125H50ZM68 126V125H67ZM80 126H83V129L84 130H81V129H79L80 128ZM225 126V125H224ZM30 127V126H29ZM41 127H42V125H41ZM44 127H46V126H44ZM56 127V126H55ZM74 127V126H73ZM108 127V128H107ZM209 127V128H208ZM10 128V127H9ZM20 128V127H19ZM36 128V127H35ZM43 128V127H42ZM61 128V127H60ZM70 128V127H69ZM126 128H128V127H126ZM230 128V127H229ZM228 128V129H229ZM1 129V128H0ZM32 129V128H31ZM30 129V130H31ZM39 129H41L40 128V126H39ZM48 129V128H47ZM54 129H56V128H54ZM33 130H37V129H32V131ZM195 130L197 131V130H200L198 127H196L195 128ZM245 130H247V127L245 128ZM25 131V130H24ZM38 131V130H37ZM44 131V130H43ZM47 131V130H46ZM46 131H44V132H46ZM51 131V130H50ZM191 131H192V127H191ZM213 131V130H212ZM239 131H244V129L241 127L240 129H238V132ZM2 132V131H1ZM7 132V131H6ZM35 132V131H34ZM48 132V131H47ZM54 131H52V133H53ZM58 132V131H57ZM56 132V133H57ZM128 132V131H127ZM193 132V134L195 133V131H192ZM192 132L190 133V134H192ZM198 133H199V131H197ZM3 133H5V132H3ZM28 133H29V131H28ZM33 133V132H32ZM60 133V132H59ZM61 133H62V131H61ZM60 133V134H61ZM74 133V132H73ZM203 133V132H202ZM6 134V133H5ZM58 134V133H57ZM216 134V133H215ZM3 135V134H2ZM27 135V134H26ZM31 135V134H30ZM39 135H41V134H39ZM195 135H197L198 136V138H199V135L196 133ZM194 135V136H195ZM237 135H238V133H237ZM241 135V134H240ZM25 136V135H24ZM194 136H190V141L193 139V138H195V140L197 141V139H196V136L194 137ZM204 136H207V133L204 135ZM9 137V136H8ZM30 137V136H29ZM42 137H43V139H42ZM202 138H203V136H201ZM241 137V136H240ZM2 138V137H1ZM3 138H5V137H3ZM2 138V139H3ZM23 138V137H22ZM22 138H20V140L22 139ZM32 138V137H31ZM60 139V140H62L63 138H72L73 140H72V142H71V144H68V143H66V142H62V141H56L55 139ZM223 138V137H222ZM6 139V138H5ZM4 139V140H5ZM11 139V138H10ZM33 139V138H32ZM234 139H236V137L234 138ZM54 140V141H53ZM2 141V140H1ZM6 142V141H5ZM9 142H12V139H11V141H9ZM13 142H16V143H20L21 141H19V139H16V140H13ZM12 142V143H13ZM22 142H25V141H22ZM194 143H197V144H200V143H204V142H194ZM6 143H4V146L2 147V145H3V143L1 144V148L3 149L6 145H5ZM20 144V145H21ZM11 144L9 143V146H10ZM13 146H15V145H17V144H12ZM11 145V146H12ZM12 146V147H13ZM17 147V146H16ZM24 147V148H25ZM225 147V146H224ZM223 147V148H224ZM8 148V147H7ZM20 148V149H21ZM220 148H222V147H220ZM10 149V148H9ZM11 149H15V147L14 148H11ZM3 150H5V148L3 149ZM3 150H2V152H3ZM16 150V149H15ZM15 150H12L13 152L15 151ZM6 152H8L7 151V149H6ZM5 152V153H6ZM13 152H11V153H13ZM25 153L24 155H23V158L26 160H24L23 158H22V153ZM121 152H124V155L122 156V155H120V153ZM4 153V154H5ZM11 153H10V155H8L9 153H7L6 154V158H8L9 156L11 157ZM8 155V156H7ZM235 155H237V154H235ZM257 155H259V154H257ZM16 156V157H17ZM238 156V155H237ZM259 157V156H258ZM245 158H247V156L245 155ZM4 159H5V157H4ZM9 159V158H8ZM11 159V158H10ZM12 159H14V158H12ZM173 159H175V156H173ZM248 159V158H247ZM18 160V159H17ZM18 160V161H19ZM23 160V161H22ZM219 160V159H218ZM5 161V160H4ZM216 162V161H215ZM246 163V162H245ZM5 164V163H4ZM44 164H46V168H47V170L45 169V167L43 168L42 166L44 165ZM35 165V164H34ZM238 165V164H237ZM248 165V164H247ZM24 166V165H23ZM26 166H27V164H26ZM206 167V166H205ZM209 168H210V166H208ZM34 169V167H32L31 166V168L30 169ZM36 168V167H35ZM207 168V167H206ZM247 168H248V166H247ZM13 169H15V168H13ZM12 169V170H13ZM211 169H213V168H211ZM249 169V168H248ZM253 169V168H252ZM255 169V168H254ZM209 170V169H208ZM208 170H206V172H204V171H202V172H204V173H208L207 171ZM9 171L11 172V169H9ZM252 171H255V170H251V172ZM264 171V170H263ZM34 172V171H33ZM53 172V173H52ZM250 173V172H249ZM253 173V172H252ZM258 173V172H257ZM44 174H48V177H47V179L44 177ZM187 174V173H186ZM254 174H256V173H254ZM89 175L90 176H92V175H94V173L93 174H90L89 173ZM204 175H206V174H204ZM243 175H244V173H243ZM248 175V174H247ZM246 175V176H247ZM250 175V174H249ZM11 176V175H10ZM257 176V175H256ZM259 176V175H258ZM3 177V176H2ZM1 177V178H2ZM20 177V176H19ZM260 177V176H259ZM163 178V179H164ZM189 178V177H188ZM248 178V177H247ZM240 179V178H239ZM244 179V178H243ZM253 179H255V178H253ZM253 179H251V180H253ZM91 181V180H90ZM240 181V180H239ZM243 181V180H242ZM248 181H249V179H248ZM15 182H16V180H15ZM244 182V181H243ZM6 183V182H5ZM97 183V182H96ZM167 183H168V181H167ZM248 183H251V182H248ZM247 183V184H248ZM15 184V183H14ZM159 184H160V182H159ZM22 185V186H23ZM33 186V187H32ZM71 186H72V188L73 189H76V191H77V193H79V195L76 193V195L75 196H73V195H71L72 197H70V196H68V194H66L65 195V197L66 196H68V197H70V198H74V200L76 201V203L78 204V205H82L84 202V199L85 200H91L92 198H93V196H94V194L96 193V185L95 186H92V183L90 182L89 183V181H85V180H82V179H80L79 177H76L75 179H72L71 180ZM162 186H163V184H162ZM172 186H174V187H172ZM4 187H6V185L4 186ZM11 187V186H10ZM31 187V188H30ZM241 187H244V186H241ZM248 187H249V185H248ZM263 187H264V180H260L258 177L256 178V180L255 181H253V185H252V187L250 188V189H247V187H246V189H247V192L248 193H246V194H250L251 196H252V194L254 193V196H253V199L251 200V203L250 204H248L247 205V207H246V210H247V213H246V211H245V213L248 215H246L250 220H253V221H255V224H257V222H256V219L254 220V218L255 217H259V218H261L262 220L264 219V214H259L258 213V210L259 209H261L262 207H264V199H262V197H264L263 196V192H262V189H263ZM12 189V188H11ZM244 189V188H243ZM8 190V189H7ZM22 190V191H23ZM193 190H194V188H193ZM234 190V189H233ZM239 190H241V189H239ZM33 191H35V192H33ZM48 192V193H47ZM143 192L144 191H139L138 192V194H134V195H132L131 197H128L126 200H124L122 203H120V207H122L121 208V210H120V212L121 213H123L124 212V210H127V209H125V208H130V209H138V215H135L134 217H128V216H121L122 218H121V221H122V224L123 225H120V227H122L123 228V226H125L126 228L128 227V226H130V225H132V227H133V229L135 230V232H142L143 230L142 229H146V228H148V227H150V226H148L150 223H152L151 221H150V219L148 220L145 216H148L149 218H154V216L151 214V215H145L143 212H145V211H140L141 209V207H139V204H141V205H143L142 203H143ZM241 192V191H240ZM40 193V195L42 194L43 195V197L45 198V199H42V200H39L40 198L38 197V194ZM179 193V194H178ZM16 194V193H15ZM154 194V193H153ZM156 194V193H155ZM156 194V195H157ZM243 194V193H242ZM23 195V194H22ZM243 195H245V194H243ZM15 196V195H14ZM238 196V195H237ZM18 197V196H17ZM16 197V198H17ZM30 197H31V195H30ZM32 197L34 198V195H32ZM31 197V198H32ZM77 197H79V198H77ZM146 197V196H145ZM24 198V197H23ZM42 198V197H41ZM13 199H14V197H13ZM18 199V198H17ZM49 199V198H48ZM146 199V198H145ZM178 199V198H177ZM231 198H229V200H230ZM19 200H21V199H19ZM32 200V199H31ZM30 200V201H31ZM66 200V199H65ZM27 201V200H26ZM29 201V200H28ZM154 201V200H153ZM155 202V201H154ZM225 202H226V200H225ZM236 202H238V201H236ZM241 202V201H240ZM244 202V201H243ZM15 203V202H14ZM20 203V202H19ZM32 203V202H31ZM67 203V202H66ZM158 203H160V202H158ZM229 203H232V202H229ZM54 204V203H53ZM188 204V203H187ZM57 205V204H56ZM65 205V204H64ZM87 205V204H86ZM153 205V204H152ZM190 205H192V204H190ZM224 205H225V203H224ZM230 205V204H229ZM236 205V204H235ZM244 205V204H243ZM12 206V205H11ZM20 206V205H19ZM22 206H23V204H22ZM31 206V205H30ZM34 206V205H33ZM54 206L55 205H51V207L50 208H54ZM161 206V205H160ZM187 206V205H186ZM231 206V205H230ZM237 206H239V205H237ZM236 206V207H237ZM245 206V205H244ZM26 207V206H25ZM29 207V206H28ZM60 207V206H59ZM188 207V206H187ZM191 207V206H190ZM211 207V206H210ZM226 207V206H225ZM23 208V207H22ZM33 208V207H32ZM57 208V207H56ZM117 208V206L115 205V206H112V208H110V210L108 211L109 213H107L108 214V216H110V217H113L114 216V213H110L111 211H112V209H116ZM154 208H156V209H161V207H154V205L153 206H151V207H147L146 209H154ZM196 208V207H195ZM233 208V207H232ZM239 208V207H238ZM3 209V208H2ZM13 207H8L7 209H5L4 208V211H5V213H6V216L8 217V218H10L11 219V215H8V213H13ZM29 210H31L30 208H28ZM57 209H59V208H57ZM89 209H91V204H90V207H89ZM145 209V210H146ZM164 209H168V208H164ZM191 209H192V207H191ZM194 209V208H193ZM223 209V208H222ZM234 209V208H233ZM264 209V208H263ZM17 210V209H16ZM19 210V209H18ZM27 210V209H26ZM29 210H28V212H29ZM35 210V209H34ZM37 210V211H38ZM52 210V209H51ZM95 210V209H94ZM135 210V211H136ZM170 210V209H169ZM179 210H181V209H179ZM189 210V209H188ZM197 210V209H196ZM195 210V211H196ZM226 210V209H225ZM225 210H224V212H225ZM3 211V212H4ZM36 211V210H35ZM48 211V210H47ZM63 211V210H62ZM131 211V210H130ZM163 211V210H162ZM165 211V210H164ZM163 211V212H164ZM183 211V210H182ZM200 211V210H199ZM215 211V210H214ZM223 211V210H222ZM229 211V210H228ZM234 211V210H233ZM241 211H242V209H241ZM34 212V211H33ZM92 212H93V210H92ZM102 212H104V211H102ZM183 212H185V210L183 211ZM187 212V211H186ZM201 212V211H200ZM231 212V211H230ZM20 213V212H19ZM22 213V212H21ZM50 212H48V214H49ZM60 213V212H59ZM67 213H68V211H67ZM100 213V212H99ZM136 213H137V211H136ZM171 213V212H170ZM176 213V212H175ZM226 213V212H225ZM225 213H220L219 212V214H220V216H221V214L224 216V214ZM234 213V212H233ZM233 213H230V214H233ZM45 214V213H44ZM164 214V213H163ZM173 214V213H172ZM183 214V213H182ZM216 214V213H215ZM235 214V213H234ZM234 214H233V216L231 215L230 217H234ZM243 214H244V212H243ZM33 215V214H32ZM35 215V214H34ZM40 215H41V213H40ZM64 215V214H63ZM62 215V216H63ZM98 215V214H97ZM100 215V214H99ZM106 215V214H105ZM121 215V214H120ZM226 215V214H225ZM229 215V214H228ZM4 216H5V214H4ZM22 216H23V214H22ZM36 216V215H35ZM47 216V215H46ZM52 216H53V214H52ZM215 216V215H214ZM240 216V215H239ZM54 217V216H53ZM65 217V216H64ZM97 217V216H96ZM117 217V216H116ZM156 217H159V216H156ZM189 217V216H188ZM241 217V216H240ZM239 217V218H240ZM23 218V217H22ZM100 219L99 220H102L101 219V217H99ZM234 218H236V217H234ZM6 219V218H5ZM9 219V220H10ZM63 219V218H62ZM69 220H70V218H68ZM160 219H161V217H160ZM221 219H222V217H221ZM224 219H225V216H224ZM223 219V220H224ZM226 219H227V216H226ZM228 219H230V218H228ZM241 219V218H240ZM243 219H245V218H243ZM7 220V219H6ZM60 220H61V218H60ZM59 220V221H60ZM65 220V219H64ZM180 220V219H179ZM216 220V219H215ZM29 221V220H28ZM37 221V220H36ZM39 221V220H38ZM98 221V220H97ZM104 221V220H103ZM163 221L164 222H166V223H168L167 222V220L166 219H163ZM181 221H182V219H181ZM187 221V220H186ZM195 221V220H194ZM217 221V220H216ZM16 222V221H15ZM67 222V221H66ZM73 222V221H72ZM37 223V222H36ZM60 223V222H59ZM201 223V222H200ZM23 224V223H22ZM102 224V223H101ZM117 224V223H116ZM194 224V223H193ZM254 224V223H253ZM263 224V222L261 223V225ZM36 225V224H35ZM38 225H40L39 224V222H38ZM37 225V226H38ZM44 225H46V224H44ZM61 225V224H60ZM70 225V224H69ZM174 225H177L178 226V224L177 223H174ZM179 225H181V224H179ZM66 226H67V224H66ZM71 226V225H70ZM82 226V225H81ZM80 226V224H79V221L77 222V224H76V227L77 228H79V230L81 229L82 231L85 229V227L83 228V227H81ZM161 226V225H160ZM188 226V225H187ZM57 227H59V226H57ZM90 227V226H89ZM102 227H103V225H102ZM101 227V228H102ZM184 227V226H183ZM72 228V227H71ZM104 228V227H103ZM105 228H106V225H105ZM125 228V229H126ZM156 228V227H155ZM162 228V227H161ZM165 228V227H164ZM52 229V228H51ZM54 229V228H53ZM60 229V228H59ZM64 229H66V228H64ZM118 229V228H117ZM121 229V228H120ZM144 229V230H145ZM254 229V228H253ZM22 230V229H21ZM46 230V229H45ZM96 230V229H95ZM103 230V229H102ZM108 230V229H107ZM123 230H124V228H123ZM129 230V229H128ZM165 230H167V229H165ZM188 230V229H187ZM204 230V229H203ZM256 230V229H255ZM260 230V229H259ZM49 231V230H48ZM76 231V230H75ZM75 231H73V232H75ZM186 231V230H185ZM39 232V231H38ZM62 233H63V235H66V234H69L68 232H66L65 230H63V231H61ZM84 232V231H83ZM92 231H90L89 230V233H91ZM96 232V231H95ZM100 232H103V231H100ZM100 232H99V234H100ZM105 232V231H104ZM145 232V231H144ZM143 232V234H145ZM166 232V231H165ZM203 232V231H202ZM259 232H261V230L259 231ZM32 233V232H31ZM72 233V232H71ZM88 233V232H87ZM93 233H94V231L92 232V234H91V237H92V235H93ZM118 233L119 232H117V235H118ZM170 233H171V235H172V239H174V240H178L179 239V234L177 235L176 234V231H174L173 229H171V228H169V235H170ZM98 234V233H97ZM122 234H123V232H122ZM128 234H130V231H127V230H125V234L121 237V236H117V239L115 240V241H119L120 240V244L124 247V252H126V248H127V251H135V249L138 251V250H142L141 248L143 247H145L146 248V246H148V244H151L152 245V243L153 242H156V243H159L160 241L159 240H156V238L155 237H149L148 235H149V232H148V234H145L144 236H142V240H140L138 237H137V235L136 234H134V235H132V236H130V235H128ZM160 234V233H159ZM34 235V234H33ZM62 235V236H63ZM76 235V234H75ZM90 234H88V236H89ZM101 235V234H100ZM193 235L195 236L194 237V239H192V236L188 239V240H183V241H180L181 242V245L183 246V247H181L182 248V256L183 255H189L190 257L191 256H193V257H195L197 260H199L200 258H201V256L203 255V253H204V251H205V249L207 248V247H210L209 245H211V248H213L214 250L216 249L217 250V248H218V246H219V244H220V242H222L223 244H224V242L223 241H225V240H227V239H229V237H224L223 239H220V238H217V237H214V236H212V235H209L207 232H204L203 233V235H201V233H200V230L198 231L197 229L193 232ZM59 236V235H58ZM61 236V235H60ZM54 237V236H53ZM65 237V236H64ZM74 236H72V239H74L73 238ZM124 237L125 238H129L130 239V242H129V244L131 245V246H126L125 245V240H124ZM188 237V236H187ZM41 238H43V237H41ZM51 238L49 237L48 238V240H44V242H42V245L40 246V248H38L37 250H38V252H37V257H39V258H43V257H46V256H48V257H54V255L52 254V252H53V250L54 251H56L57 249H59V250H63V246L60 244V242L56 239V246L55 245H52V244H47V243H49V240H50ZM89 239H92V238H89ZM38 241H40L39 239H37ZM43 240V239H42ZM53 240H54V238H53ZM93 240H95V239H93ZM52 241V240H51ZM68 241V240H67ZM71 241V240H70ZM163 241H165V240H163ZM167 241V240H166ZM172 240H170V242H171ZM106 242H110V241H106ZM105 241H103V240H98V241H96L95 240V245L94 246H92V245H89V243H86V244H80V243H78V242H76V241H74V243L76 244L75 246V248H77L78 249V251L79 250H81L82 248H83V246H87L88 248H90V252H92L91 251V249L92 250H94V249H97V247H100V245H102V244H104V243H106ZM226 242V241H225ZM163 245H165L166 244V242H161ZM167 243H169V242H167ZM177 243V242H176ZM221 243V244H222ZM227 243V242H226ZM225 243V244H226ZM228 243H229V241H228ZM230 243H231V241H230ZM230 243H229V245H230ZM106 245V244H105ZM120 245V246H121ZM119 246V247H120ZM162 246V245H161ZM226 246V245H225ZM56 247H57V249H56ZM107 248H108V245L106 246ZM203 247H205V249H203ZM74 248V246L73 245H71V246H68L67 248H66V251H69V253H71L72 254V256H73V254H76L77 252H75V250L76 249H73ZM85 248V247H84ZM121 248V247H120ZM131 248V249H130ZM52 249V250H51ZM114 249V248H113ZM117 249V248H116ZM171 249V248H170ZM84 250V249H83ZM89 250V249H88ZM115 250V249H114ZM122 250V251H123ZM147 250V249H146ZM156 250V249H155ZM167 250V249H166ZM211 250V249H210ZM220 250V249H219ZM170 251V250H169ZM169 251H168V253H169ZM86 252V251H85ZM107 252V251H106ZM147 252H148V250H147ZM171 252V251H170ZM173 252V251H172ZM217 252H218V250H217ZM216 252V253H217ZM220 252V251H219ZM61 253V252H60ZM79 253H82V254H84L83 252H79ZM139 253V252H138ZM114 254V253H113ZM123 254V252H121V253H119L118 254V257L117 258H110V259H105L104 257H100L101 258V260H99V259H96V263L95 264H117V262H118V259L120 258L119 256L120 255H122ZM164 254V253H163ZM174 254V253H173ZM178 254V253H177ZM213 254V253H212ZM32 255V254H31ZM65 255V254H64ZM103 255V254H102ZM146 255V254H145ZM150 255H152V254H150ZM179 256H180V254H178ZM205 255V254H204ZM112 256H114V255H112ZM111 256V257H112ZM167 256V255H166ZM171 256V255H170ZM170 256H169V258H170ZM208 256V255H207ZM219 256V255H218ZM70 257V256H69ZM141 257V256H140ZM177 257V256H176ZM221 257H222V255H221ZM76 258V257H75ZM143 258V257H142ZM172 258H174V257H172ZM194 258V259H195ZM203 258V257H202ZM205 258V257H204ZM207 258V257H206ZM248 258H249V256H248ZM23 259V258H22ZM45 259V258H44ZM47 259H50V258H47ZM53 259H55V258H53ZM63 259V258H62ZM68 259V258H67ZM78 259V258H77ZM179 259V258H178ZM69 260V259H68ZM141 260H143V259H141ZM174 260V259H173ZM183 260V259H182ZM45 261H46V259H45ZM61 258H59V262L61 263ZM88 261H89V264H94V263H92L93 261L92 260H90V259H88ZM153 261L154 262H156V259L154 258L153 259ZM177 261V260H176ZM192 261V260H191ZM30 262H31V260H29V258H28V261L26 260V261H24V262H22V263H20V264H30ZM52 262V261H51ZM59 262L57 261V262H54L53 264H59ZM143 264H149V261L147 262V261H141ZM46 263V262H45ZM50 263V262H49ZM48 263V264H49ZM77 263V262H76ZM75 263V264H76ZM88 263V262H87ZM33 264V263H32ZM47 264V263H46ZM52 264V263H51ZM73 264H74V262H73ZM79 264V263H78ZM158 264V263H157ZM160 264H163V263H160ZM170 264H175L174 262H170ZM179 264V263H178ZM207 264V263H206Z\"/></svg>",
  "mask_w": 264,
  "mask_h": 264
}]
</instances>
